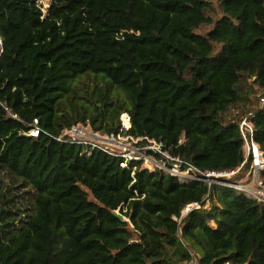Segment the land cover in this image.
Returning a JSON list of instances; mask_svg holds the SVG:
<instances>
[{
    "label": "trees",
    "instance_id": "trees-1",
    "mask_svg": "<svg viewBox=\"0 0 264 264\" xmlns=\"http://www.w3.org/2000/svg\"><path fill=\"white\" fill-rule=\"evenodd\" d=\"M216 1L0 0V264H264V202L54 138L89 122L229 170L254 111L264 152V0Z\"/></svg>",
    "mask_w": 264,
    "mask_h": 264
},
{
    "label": "built area",
    "instance_id": "built-area-1",
    "mask_svg": "<svg viewBox=\"0 0 264 264\" xmlns=\"http://www.w3.org/2000/svg\"><path fill=\"white\" fill-rule=\"evenodd\" d=\"M2 104L10 117L20 120V116L13 107L4 103ZM259 106L264 108V94L259 97ZM254 118V111H250L247 114L241 115L238 119L239 130L243 139L245 160L240 167L229 170H202L198 166L184 160L181 156L171 155L168 149H166L163 141L148 136L136 137L132 134H124L123 132L118 134L102 132L100 130H95L89 122H77L72 124L70 127L65 128L58 136H54V138L61 142H72L83 145L87 155L90 154L93 149H100L108 154L122 157L124 159L122 162L123 166H127L131 161H143V166L151 170L155 168L163 169L177 176L180 181L189 182L191 180H199L207 182L209 186L212 184H220L243 191L246 195L264 202V180L260 177V172L264 170V152L255 139ZM122 127L123 130L130 129V127H127L124 123ZM41 132L45 131L39 125L38 119L35 118L26 133L36 137L39 136ZM248 159L252 160L251 166L248 169L251 179L237 182L230 180V178L241 171ZM209 204L207 195L203 203L196 201L186 204L181 214L179 216H174V219L180 223L182 219L195 208H199L202 205L204 207H209ZM180 240L186 245L181 236ZM189 254L190 257L184 264H200V258L197 253H194L193 250L189 248Z\"/></svg>",
    "mask_w": 264,
    "mask_h": 264
},
{
    "label": "rangeland",
    "instance_id": "rangeland-1",
    "mask_svg": "<svg viewBox=\"0 0 264 264\" xmlns=\"http://www.w3.org/2000/svg\"><path fill=\"white\" fill-rule=\"evenodd\" d=\"M40 1V3L41 4H43V7L46 9V8H48L49 7V5H50V3H49V1L48 0H39ZM208 1H211L212 3H214L215 5H217V1L216 0H208ZM210 28V26H205V29H209ZM2 40V39H1ZM1 46H2V44H1ZM1 51V50H0ZM121 118V117H120ZM121 121L123 122V120H122V118H121ZM123 124V123H122ZM250 179H251V177H250ZM250 179H248V180H250ZM245 181H247V180H245Z\"/></svg>",
    "mask_w": 264,
    "mask_h": 264
},
{
    "label": "water",
    "instance_id": "water-1",
    "mask_svg": "<svg viewBox=\"0 0 264 264\" xmlns=\"http://www.w3.org/2000/svg\"><path fill=\"white\" fill-rule=\"evenodd\" d=\"M0 37H1V36H0ZM1 39H2V38H1ZM1 50H2V49H1ZM115 213L118 215V217L123 218V215H122L118 210H116Z\"/></svg>",
    "mask_w": 264,
    "mask_h": 264
},
{
    "label": "bare ground",
    "instance_id": "bare-ground-1",
    "mask_svg": "<svg viewBox=\"0 0 264 264\" xmlns=\"http://www.w3.org/2000/svg\"><path fill=\"white\" fill-rule=\"evenodd\" d=\"M0 50H1V37H0Z\"/></svg>",
    "mask_w": 264,
    "mask_h": 264
}]
</instances>
